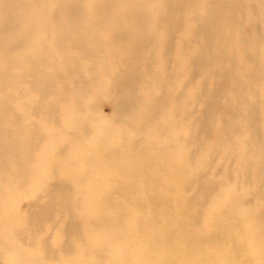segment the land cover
Returning a JSON list of instances; mask_svg holds the SVG:
<instances>
[{
    "label": "bare ground",
    "instance_id": "1",
    "mask_svg": "<svg viewBox=\"0 0 264 264\" xmlns=\"http://www.w3.org/2000/svg\"><path fill=\"white\" fill-rule=\"evenodd\" d=\"M0 264H264V0H0Z\"/></svg>",
    "mask_w": 264,
    "mask_h": 264
},
{
    "label": "rangeland",
    "instance_id": "2",
    "mask_svg": "<svg viewBox=\"0 0 264 264\" xmlns=\"http://www.w3.org/2000/svg\"><path fill=\"white\" fill-rule=\"evenodd\" d=\"M96 108L98 110L99 113L103 114V115H108L111 116V111H110V107H109V101L108 100H99L97 102V105H96ZM91 136V134H89L87 137L89 138ZM90 139V138H89ZM47 184L48 185H51L52 184V181L51 180H48L47 181Z\"/></svg>",
    "mask_w": 264,
    "mask_h": 264
}]
</instances>
